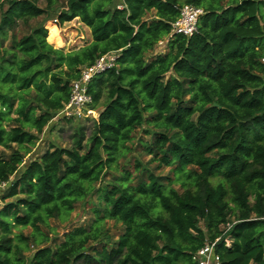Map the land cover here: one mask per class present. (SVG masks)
Returning <instances> with one entry per match:
<instances>
[{"label": "trees", "instance_id": "16d2710c", "mask_svg": "<svg viewBox=\"0 0 264 264\" xmlns=\"http://www.w3.org/2000/svg\"><path fill=\"white\" fill-rule=\"evenodd\" d=\"M185 4L202 9L189 36L171 33ZM75 18L91 41L50 44ZM108 52L87 85L93 109L105 98L88 140L78 128L25 160ZM263 56L264 0H0V264H196L218 236L220 264H264ZM136 147L149 159L107 178ZM92 195L93 223L58 241L50 219Z\"/></svg>", "mask_w": 264, "mask_h": 264}, {"label": "rangeland", "instance_id": "374dc122", "mask_svg": "<svg viewBox=\"0 0 264 264\" xmlns=\"http://www.w3.org/2000/svg\"><path fill=\"white\" fill-rule=\"evenodd\" d=\"M42 4V2L40 3ZM33 23V21L31 22ZM59 29L58 37L61 41V45L52 44L55 48H61L65 52L80 48L87 41H91V33L90 29L88 31L87 28L83 29V25H81L80 20L65 22ZM164 46H157L155 48L156 51H161ZM105 98L103 97L100 103L97 105L96 109H94V113L90 116L83 118H72L71 121H67L64 117H55L44 129L43 133L39 136L38 141L35 146L32 147L31 152L25 157V160H29L39 156L51 143L59 146H71L73 145L77 135L76 130L78 128L82 129V133L84 135V141L86 142L95 127V119L97 118L98 111L102 108ZM102 103V104H101ZM143 136L144 134L141 131L137 132V136ZM129 145V143H128ZM137 158L142 161H147L149 156H144L139 147H136L134 150L127 151L125 156L119 157L117 163L114 165L115 170L106 175L107 178L111 177L112 173L119 174L123 171L124 168L133 171V159ZM130 159L132 162L130 163ZM153 165V164H152ZM169 167H164L161 170H156L155 172L161 175H165L168 173ZM176 187L178 184H174ZM97 187V185H96ZM96 189V188H95ZM3 189L0 188V192ZM89 199V205L83 206L81 202H79L75 209L70 213L69 220L67 222H59L58 220L50 219V222L53 226L56 227L57 235L59 237L58 241L61 239L62 233L66 230L79 225L90 226L94 219L95 213L92 209V204L90 202L96 203L97 198L96 195H92ZM101 227L103 229H107L109 235L112 236V239H116L119 233L120 225L119 223H115L112 220L106 219L101 223ZM28 254V253H27ZM80 264H96V263H87L83 260L80 261Z\"/></svg>", "mask_w": 264, "mask_h": 264}, {"label": "built area", "instance_id": "2783aa9c", "mask_svg": "<svg viewBox=\"0 0 264 264\" xmlns=\"http://www.w3.org/2000/svg\"><path fill=\"white\" fill-rule=\"evenodd\" d=\"M122 5H118L121 7ZM202 14L200 7L185 4L180 8L178 17L171 23V33L189 36L196 31V24L199 16ZM55 21V19H54ZM164 40L158 41L157 46H162ZM116 52H108L99 56L92 65L84 66L80 70L78 79L71 83V92L69 100L64 104L63 108L57 113L56 117L64 118H83L94 113L91 107L92 97L87 91V85L90 79L100 72L106 71L115 65ZM264 64V56L260 59ZM2 184L0 188H3ZM230 224L225 226L227 231ZM221 236L216 237L212 241H206L192 255V260L196 264H220V255L216 252L215 246ZM225 244H229L228 239H224Z\"/></svg>", "mask_w": 264, "mask_h": 264}, {"label": "crops", "instance_id": "0c3cea01", "mask_svg": "<svg viewBox=\"0 0 264 264\" xmlns=\"http://www.w3.org/2000/svg\"><path fill=\"white\" fill-rule=\"evenodd\" d=\"M77 20H79L78 18H75V19H73V21H77ZM72 21V20H71ZM70 22V21H69ZM81 23V25H83V29H85V28H87L88 29V31H89V28L86 26V25H84L82 22H80ZM64 24H66V23H64ZM61 29V28H60ZM87 42H89V40L87 41ZM86 44V43H85Z\"/></svg>", "mask_w": 264, "mask_h": 264}]
</instances>
